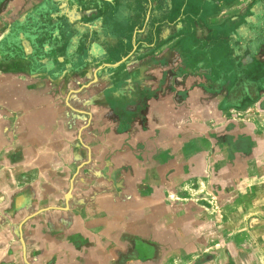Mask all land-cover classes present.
<instances>
[{
  "label": "crops",
  "instance_id": "1",
  "mask_svg": "<svg viewBox=\"0 0 264 264\" xmlns=\"http://www.w3.org/2000/svg\"><path fill=\"white\" fill-rule=\"evenodd\" d=\"M219 114L264 151V0H0V264H264V178L181 174Z\"/></svg>",
  "mask_w": 264,
  "mask_h": 264
},
{
  "label": "rangeland",
  "instance_id": "2",
  "mask_svg": "<svg viewBox=\"0 0 264 264\" xmlns=\"http://www.w3.org/2000/svg\"><path fill=\"white\" fill-rule=\"evenodd\" d=\"M212 104L210 103L208 107L213 110L220 112L224 109L218 102ZM209 117L211 118L207 119L205 116L200 121L204 130L201 135H178V139H182L181 141L184 142L185 146L182 150L184 161L180 164L181 174L186 175L184 178H195L190 175L193 174V168L197 169L195 172L200 173L199 166L204 149L209 151V158L213 159V161L211 160L213 164L210 163L212 164L211 171L206 173V176L211 175L212 178H243V175L252 173L251 175L255 176L251 178H264V151L254 150L259 143L253 141L256 138L251 139L248 136L245 124L242 125V123L247 122L246 119L239 114L229 117L220 114ZM190 121L192 120L188 119L186 124H190ZM128 146L134 154H138L136 156L140 160L151 156V153L147 151L146 143L143 141H139L138 146L128 142ZM170 152V159L173 162L176 157L172 151ZM257 163H261V165L258 167ZM217 249L222 252L221 246Z\"/></svg>",
  "mask_w": 264,
  "mask_h": 264
}]
</instances>
